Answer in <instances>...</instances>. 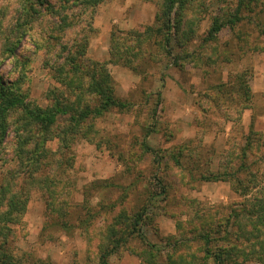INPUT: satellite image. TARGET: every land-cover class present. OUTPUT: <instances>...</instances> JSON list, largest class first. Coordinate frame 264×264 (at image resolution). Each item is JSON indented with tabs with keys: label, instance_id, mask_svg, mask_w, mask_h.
I'll return each mask as SVG.
<instances>
[{
	"label": "rangeland",
	"instance_id": "obj_1",
	"mask_svg": "<svg viewBox=\"0 0 264 264\" xmlns=\"http://www.w3.org/2000/svg\"><path fill=\"white\" fill-rule=\"evenodd\" d=\"M170 1L0 0V262L264 264V0Z\"/></svg>",
	"mask_w": 264,
	"mask_h": 264
},
{
	"label": "trees",
	"instance_id": "obj_2",
	"mask_svg": "<svg viewBox=\"0 0 264 264\" xmlns=\"http://www.w3.org/2000/svg\"><path fill=\"white\" fill-rule=\"evenodd\" d=\"M175 0H171L170 3H174ZM244 5V0H242L240 8L237 10L236 14L233 17V20H228V26L231 25H235L236 23L240 22V14L238 13V11L240 12L241 6ZM226 26L225 23H220L219 20H216L213 24H212V28L210 30V34L212 38H215V36L222 30L224 29V27ZM165 45L167 47H169L168 41L166 40ZM6 47V45H5ZM9 52H13V49H10ZM240 89V86L239 88ZM243 88H241L242 90ZM103 100H104V109H106V106H111V105H115V101L113 99V97L109 96V95H105L102 94ZM20 104H22V100L19 99V97H16L14 95H12V93H9V91L2 87L0 85V118L10 109H12L13 107L19 106ZM43 120V119H42ZM0 127H1V123H0ZM146 150L147 147L145 148ZM3 193V194H1ZM6 192V187H1L0 188V195H5ZM141 217L142 216H137V219H135V221H133V230L136 232L137 228L139 226V223L141 222ZM240 217H246L250 222H255L258 224H262L264 225V200H260L256 207L252 210L250 209L249 211H241V212H236L234 213L233 211L231 212V214L227 217V222H229L231 219L234 222H238L240 220ZM229 235V231L227 232ZM229 243V242H228ZM229 245H231V243H229ZM230 247L221 249L223 250L222 253H225V249H229ZM227 252V251H226ZM220 253V255L218 257H215V261L220 260L221 257H223V254ZM0 264H7L5 262H0ZM216 264H219L218 262H216Z\"/></svg>",
	"mask_w": 264,
	"mask_h": 264
},
{
	"label": "crops",
	"instance_id": "obj_3",
	"mask_svg": "<svg viewBox=\"0 0 264 264\" xmlns=\"http://www.w3.org/2000/svg\"><path fill=\"white\" fill-rule=\"evenodd\" d=\"M248 264H252V263H248Z\"/></svg>",
	"mask_w": 264,
	"mask_h": 264
}]
</instances>
